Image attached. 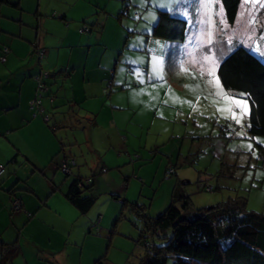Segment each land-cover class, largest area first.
I'll list each match as a JSON object with an SVG mask.
<instances>
[{
  "label": "rangeland",
  "instance_id": "obj_1",
  "mask_svg": "<svg viewBox=\"0 0 264 264\" xmlns=\"http://www.w3.org/2000/svg\"><path fill=\"white\" fill-rule=\"evenodd\" d=\"M119 1L120 9L113 17L119 31V57L110 72L116 71L118 79L123 77L124 85L117 87L110 79L104 89L120 108L117 119L121 126L113 138L108 127L105 132L97 130L92 143L96 151H102L97 164L105 170L96 180L110 178L109 185L119 197L112 219L115 224H109L116 236L104 257L109 264H139L145 253L138 241L146 221L141 213L152 218L163 213L174 192L189 199L188 215L237 195L246 198L247 210L264 212V137L251 138L247 133L249 103L224 90L219 82L223 93L247 103L248 112L241 117L240 108L216 94L217 86L208 83L211 77L206 71L201 75L202 68L208 67L206 56L218 62L240 46L264 62V0H241L233 25L227 22L219 0ZM158 11L188 23L183 47L193 49L192 53L184 52L177 43L152 37ZM104 23V39L110 38L111 24ZM45 81L48 83L47 78ZM59 86L52 83L53 88ZM233 112L240 123L232 117ZM102 134L111 144L97 137ZM75 151L81 163L72 168V175L77 168L82 178L96 173L88 170L92 161L88 148ZM168 165L175 174L165 178ZM202 180L213 191L201 190ZM120 189H128L127 196ZM96 191L100 192L99 188ZM105 193L95 194V202ZM108 194L111 197V192ZM128 203L137 204L141 211ZM109 238L106 236L105 248ZM148 242L157 247L163 244L156 237Z\"/></svg>",
  "mask_w": 264,
  "mask_h": 264
},
{
  "label": "crops",
  "instance_id": "obj_2",
  "mask_svg": "<svg viewBox=\"0 0 264 264\" xmlns=\"http://www.w3.org/2000/svg\"><path fill=\"white\" fill-rule=\"evenodd\" d=\"M120 6L119 0L0 3V54L3 46L9 48L5 63L0 62V167L5 170L0 176V264H94L105 249L109 254L115 235L109 224L119 197L109 185L110 178L96 180L105 170L98 167L102 151L94 148L92 135L108 127L113 138L121 126L120 108L104 89L110 79L117 87L124 85L123 77L110 72L119 57V31L113 17ZM105 20L112 27L106 39ZM145 31L149 35V29ZM35 45L44 51L39 64L33 55ZM180 45L184 52H193ZM40 70L47 74L48 83L45 78L47 91L37 112L31 102ZM55 82L60 86L53 88ZM102 135L97 137L109 143ZM83 146L91 155L88 170L97 172L82 178L77 168L74 175L72 169L71 175H63L60 165L74 161L76 168L81 160L74 151ZM73 176L89 179L93 194L106 191L83 214L65 197ZM125 190L120 189L127 196ZM106 236L110 238L105 248ZM12 244L16 249L9 250Z\"/></svg>",
  "mask_w": 264,
  "mask_h": 264
},
{
  "label": "trees",
  "instance_id": "obj_3",
  "mask_svg": "<svg viewBox=\"0 0 264 264\" xmlns=\"http://www.w3.org/2000/svg\"><path fill=\"white\" fill-rule=\"evenodd\" d=\"M219 1L227 22L233 25L241 0ZM157 18L152 28L153 38L184 43L189 33V25L185 20L164 11H158ZM37 50L36 46L33 55H36L39 64ZM8 53L9 48L3 46L1 63H5ZM216 73L224 90L248 101V135L251 138L264 137V62L240 46L218 60ZM40 74L41 70L35 77ZM60 147L63 153V146ZM260 154L263 156V153ZM63 162L67 163L68 172L63 173L61 165L59 170L65 176L71 175L74 161ZM4 171L3 168L2 174ZM174 174L175 170L170 166L165 171V178ZM85 181L73 176L65 194L70 204L82 214L87 212L96 199L92 190L93 183ZM205 181H200L201 190L207 189ZM8 191L14 194V189ZM209 191H213L211 186ZM171 198L169 206L158 216L152 218L141 213L146 221L138 241L144 246L145 253L139 264H264V212L247 210L244 196L229 197L215 206L199 209L190 215L185 213L189 206L187 197L174 192ZM129 205L141 211L137 204ZM154 237L163 240V244L157 247L148 242V239ZM14 249L16 246L12 244L9 250ZM94 264L109 263L103 256Z\"/></svg>",
  "mask_w": 264,
  "mask_h": 264
},
{
  "label": "snow or ice",
  "instance_id": "obj_4",
  "mask_svg": "<svg viewBox=\"0 0 264 264\" xmlns=\"http://www.w3.org/2000/svg\"><path fill=\"white\" fill-rule=\"evenodd\" d=\"M204 61H205V63H207L208 67L206 69H203L202 68L201 75H204L205 74V71H206L207 75L209 77H211V79L208 81V83L209 84L214 83L217 86L218 91H217L216 94L217 95H221L222 98L226 102H228V103H230L232 105H235L236 107L240 108V110H241L240 111V116L241 117L243 115H246L247 112H248V105H247V103L246 102H243L240 99H236V98H233V97L228 96L227 93H223V90L221 88H219V78L216 76V70H217V67H218V62L214 58H212L211 56H206L204 58ZM161 78H162V76H161ZM218 110L219 111H225V109H223V108H220ZM228 110L230 111L231 109H228ZM232 117L234 119H237L235 112L232 113ZM237 123H240V119H237ZM248 147L251 149L252 145L249 144Z\"/></svg>",
  "mask_w": 264,
  "mask_h": 264
},
{
  "label": "built area",
  "instance_id": "obj_5",
  "mask_svg": "<svg viewBox=\"0 0 264 264\" xmlns=\"http://www.w3.org/2000/svg\"><path fill=\"white\" fill-rule=\"evenodd\" d=\"M85 30V29H84ZM36 54H37V58L38 59H42V56H43V54H44V51L41 49H38L37 51H36ZM46 76H47V74H45V73H42L41 72V74L40 75H38L37 77H35V82H36V93H35V97H34V99H33V101L31 102V107L33 108V109H36L37 110V112L38 111H40V110H42L41 109V100H42V96H43V94H44V92H46L47 91V86L44 84V82H43V80L46 78ZM61 171L63 172V173H67L68 172V166H67V163L66 162H63L62 164H61ZM2 172H3V168H1L0 167V174H2ZM171 172V171H170ZM88 183L89 182V180H86L85 181V183ZM206 190L207 191H209L210 190V186H206ZM13 206H14V209H17L18 208V202L17 201H15L14 203H13Z\"/></svg>",
  "mask_w": 264,
  "mask_h": 264
},
{
  "label": "clouds",
  "instance_id": "obj_6",
  "mask_svg": "<svg viewBox=\"0 0 264 264\" xmlns=\"http://www.w3.org/2000/svg\"><path fill=\"white\" fill-rule=\"evenodd\" d=\"M89 180V179H88Z\"/></svg>",
  "mask_w": 264,
  "mask_h": 264
}]
</instances>
